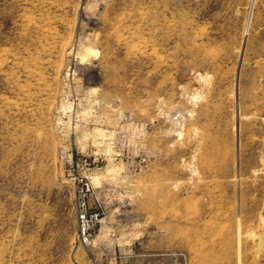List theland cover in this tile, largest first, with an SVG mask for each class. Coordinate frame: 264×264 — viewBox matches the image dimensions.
Returning <instances> with one entry per match:
<instances>
[{
	"label": "rangeland",
	"instance_id": "obj_1",
	"mask_svg": "<svg viewBox=\"0 0 264 264\" xmlns=\"http://www.w3.org/2000/svg\"><path fill=\"white\" fill-rule=\"evenodd\" d=\"M0 264H264V0H0Z\"/></svg>",
	"mask_w": 264,
	"mask_h": 264
}]
</instances>
